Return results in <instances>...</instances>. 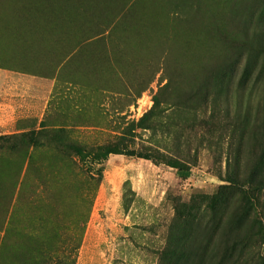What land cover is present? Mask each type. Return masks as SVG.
<instances>
[{"label":"rangeland","instance_id":"rangeland-1","mask_svg":"<svg viewBox=\"0 0 264 264\" xmlns=\"http://www.w3.org/2000/svg\"><path fill=\"white\" fill-rule=\"evenodd\" d=\"M0 67L55 82L44 117L0 140L13 263L27 231L75 245L90 187L66 147L115 146L133 125L129 147L156 161L96 166L75 264H264V0H0ZM41 122L25 162L10 145Z\"/></svg>","mask_w":264,"mask_h":264},{"label":"trees","instance_id":"trees-1","mask_svg":"<svg viewBox=\"0 0 264 264\" xmlns=\"http://www.w3.org/2000/svg\"><path fill=\"white\" fill-rule=\"evenodd\" d=\"M153 103L154 106L152 107V109L148 113H146L137 124L136 127L138 129H148L145 123L150 120V118L154 115L156 108L159 106V101L157 98L153 99ZM39 127V131H30L29 133H27V135H21L18 137L26 140L21 141V143L15 140V142H12L10 145L14 149L20 148L25 151V162L26 160L30 161L31 159L30 150H36L39 147L38 141L41 138L49 137L44 132V122H41ZM135 132L136 128H134L132 125L131 128H129L120 136L118 140L119 144L115 146L103 145L97 148L87 149L86 147L75 143V145H69L66 147V149L71 152L77 159V161H75V166H73L72 163L73 170L75 169L76 178L78 180L81 179L80 181L83 182V185H88L90 187V192L87 195L83 194L80 197H83L82 199H84V201L86 202L87 208L83 217H81L80 220L75 221V231L78 232V237L75 239V245L71 243V246L68 249H64L63 243L62 246H60V248L58 249V245L53 242L54 240L44 239V236L46 235L45 233H42L40 235L35 234L34 232L32 233V231H27L25 235H23V237L26 240L25 242L28 246H26L25 250L23 249L24 251L20 250V253L24 254L27 257L25 261L28 264H75V256L80 247L81 235L84 231L85 224L87 223V217L89 215V211L95 197L97 186L102 181V170L98 169L96 166L106 160L109 155L118 154L126 155L128 157L142 158L144 160H155L153 158V153L143 152L139 150L136 151L134 149L135 145L133 147H129L130 144H134L135 142L134 140L137 137ZM60 133L62 132L59 131L57 133H53V135H51V139L61 143L62 137L60 136ZM7 137H0V140H4ZM161 157L163 158V156ZM163 164L176 169L181 175H187L189 172L186 165L179 164L175 161L165 162ZM5 196H7V201L3 202V206L6 209L5 216H7V213L12 208L10 206L13 195L6 194ZM10 221V219L6 221L4 218V221H2L0 226V264H15L12 262V260H9L11 253L13 254L12 251H14V248L18 247L16 244L10 243L8 239V233L11 231L10 229H8ZM37 222L40 223L41 221L37 220ZM40 229L42 228L40 227ZM53 237L55 239L56 236L54 235ZM68 244L70 243L68 242ZM15 252L18 251L16 250Z\"/></svg>","mask_w":264,"mask_h":264},{"label":"crops","instance_id":"crops-1","mask_svg":"<svg viewBox=\"0 0 264 264\" xmlns=\"http://www.w3.org/2000/svg\"><path fill=\"white\" fill-rule=\"evenodd\" d=\"M54 86L55 82L46 78L0 67V136L20 132L16 126L21 120H41Z\"/></svg>","mask_w":264,"mask_h":264}]
</instances>
